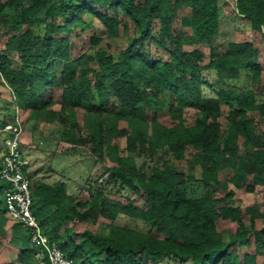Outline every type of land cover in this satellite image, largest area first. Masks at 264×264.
I'll list each match as a JSON object with an SVG mask.
<instances>
[{
  "label": "trees",
  "instance_id": "1",
  "mask_svg": "<svg viewBox=\"0 0 264 264\" xmlns=\"http://www.w3.org/2000/svg\"><path fill=\"white\" fill-rule=\"evenodd\" d=\"M234 1L236 16L264 37V0ZM220 17L219 0H0V31L8 36L0 84L16 108L29 121L57 123L61 140L115 164L85 201L64 181L31 183L44 235L74 264H258L264 255V211L235 205L239 191L264 188V47L250 40L224 51L211 46ZM93 20L108 40L126 33L127 44L113 52L91 37L93 52L75 55L72 34L92 30ZM201 44L211 46L207 64L195 48ZM206 72H214L212 83ZM192 108L199 114L189 122ZM13 120L2 118L0 129ZM121 215L146 229L116 225ZM10 219L4 198L0 254L5 244L19 253L0 264H41L30 234L16 221L6 227ZM101 220L110 222L107 232L75 231ZM218 223L235 228L225 236ZM242 248L249 252L239 255Z\"/></svg>",
  "mask_w": 264,
  "mask_h": 264
},
{
  "label": "rangeland",
  "instance_id": "2",
  "mask_svg": "<svg viewBox=\"0 0 264 264\" xmlns=\"http://www.w3.org/2000/svg\"><path fill=\"white\" fill-rule=\"evenodd\" d=\"M221 7V17H220V27L219 35L213 40L211 46L217 48L219 51H224L228 44L230 43H240L246 40H250L258 48L264 47V37L258 31L252 29L251 24L248 20L238 18L236 16V8L234 0H219ZM184 13H188L185 10ZM87 21H92L89 15L85 16ZM36 33H43V27L32 26ZM190 33L189 30H187ZM79 36V35H78ZM76 36V33L72 34L73 41L75 44V55L81 53H92L93 46L90 43L91 37H100L102 39L101 48L105 49L108 43L112 44V51L116 52L119 46H125L127 44V34L122 33L121 37L115 40L106 39L104 27L93 20V28L87 33ZM7 35L0 31V48H3L7 40ZM211 46L208 44H201L196 46L198 50L202 51L205 55V63L210 61V49ZM98 47L97 49H99ZM100 48V49H101ZM187 50H192V47H186ZM15 58V57H13ZM16 59V58H15ZM206 79L212 83L214 80V72H206ZM207 95H213L214 93L209 88H205ZM114 102V101H113ZM235 106H228L223 104L224 110H229ZM59 109V107H55ZM16 113H15V112ZM6 112V113H5ZM20 115L23 121L24 130L28 135H31V144L23 147V153L29 155L32 158L33 168L35 167L37 171H27L31 179V183H36L38 181H44L47 183H53L56 181H64L67 186V192L80 201H85L89 198L88 189L93 182L99 178L100 182L106 184L107 175L103 177L107 167L113 166L112 162L105 160L104 163L97 162L92 155L91 149L88 146L73 145L66 141L61 140V130L57 123H48L46 121H36L28 120V114L17 109L14 105V99L11 91L5 86L0 84V120L6 119V121L12 120L16 115ZM198 110L187 109L185 113V118L189 122L195 121L198 117ZM168 121H170L167 118ZM222 123L225 124L226 120L223 118ZM1 125V122H0ZM3 137L0 138V143H2ZM120 145L123 155L125 152V140H120ZM139 164L143 162L142 159L138 160ZM155 163L160 165V161L155 159ZM150 164V163H149ZM174 166L179 171H185V162L173 161ZM197 176L200 177V170H197ZM37 178V179H36ZM3 181L0 180V187L3 185ZM126 195H134L127 193ZM5 198L4 194L0 192V200L3 201ZM120 199L121 197L118 196ZM236 206L242 208H247L256 205L260 211H264V188L258 187L254 194H247L243 191L237 193ZM10 221L14 222L12 219ZM110 222L106 220H101L95 224H83L78 223L74 226L75 231L82 232L86 229L93 232H107V225ZM115 224L122 227H133L139 230L146 229L144 225L136 220H133L126 216H119L115 221ZM248 225V221H247ZM249 226V225H248ZM235 228L232 223H218V229L225 236L231 233ZM23 232L27 234V230L24 229ZM13 251H16L12 248ZM239 255H243L249 252L248 248L237 249ZM17 255L19 252H16ZM8 251L5 249V256H0V263L4 261L11 260ZM166 260L160 262V264H170ZM258 264H264V255L258 257Z\"/></svg>",
  "mask_w": 264,
  "mask_h": 264
},
{
  "label": "built area",
  "instance_id": "3",
  "mask_svg": "<svg viewBox=\"0 0 264 264\" xmlns=\"http://www.w3.org/2000/svg\"><path fill=\"white\" fill-rule=\"evenodd\" d=\"M24 125L19 113L5 128L0 129L4 153L0 160V179L7 185L5 202L9 217L23 225L31 242L39 248L37 258L41 264H74L55 243L44 235L32 211L31 179L23 156ZM46 258V259H45Z\"/></svg>",
  "mask_w": 264,
  "mask_h": 264
},
{
  "label": "crops",
  "instance_id": "4",
  "mask_svg": "<svg viewBox=\"0 0 264 264\" xmlns=\"http://www.w3.org/2000/svg\"><path fill=\"white\" fill-rule=\"evenodd\" d=\"M6 113V112H5ZM31 135H28L27 132L25 131L24 132V136H23V147L27 146L28 144H31ZM23 150V149H22ZM3 153H4V141H2V143H0V160L3 156ZM23 156H24V160L26 162V168H27V171H33L35 170V172L37 171V169L34 167L33 168V162L32 161V158L31 156L29 155H26L23 153ZM28 173V172H27ZM29 174V173H28ZM37 179V178H36ZM41 182L45 183V184H53V183H47V182H44L41 180ZM57 182V181H56ZM66 184V183H65ZM13 222L8 220L7 222V226L6 227H9ZM5 249H6V252L8 251V254H9V257L12 258L11 260H13L16 256H17V251H13L12 250V247L9 246L8 244H5L2 248H1V254L0 256H5ZM11 260H7V261H4V262H9Z\"/></svg>",
  "mask_w": 264,
  "mask_h": 264
}]
</instances>
